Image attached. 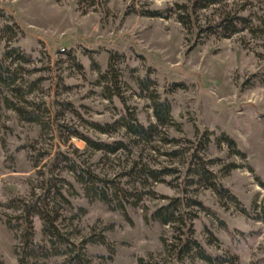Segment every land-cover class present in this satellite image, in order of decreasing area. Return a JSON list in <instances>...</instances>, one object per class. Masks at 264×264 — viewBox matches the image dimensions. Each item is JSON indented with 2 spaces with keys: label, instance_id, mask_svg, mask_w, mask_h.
Segmentation results:
<instances>
[{
  "label": "rangeland",
  "instance_id": "1",
  "mask_svg": "<svg viewBox=\"0 0 264 264\" xmlns=\"http://www.w3.org/2000/svg\"><path fill=\"white\" fill-rule=\"evenodd\" d=\"M187 3L0 0V58L17 47L28 57L12 65L22 86L36 81L33 94L22 93L19 100L40 104L43 122L23 120L1 105L0 264H20L21 258L38 264H139L140 259L210 264L195 253L182 262L175 259L173 246L183 224L178 219L164 225L152 218L180 200L185 206L176 217L186 216L193 237L222 259L215 264H264V0H229L196 12L198 28L232 20L239 32L228 31V37L211 30L198 33L192 24L179 22L180 7ZM110 59L121 98L106 96L102 74ZM145 78L149 89L140 85ZM152 97L171 102L172 124L160 127L161 135L151 144H132L131 152L96 151L62 127H75L95 141L128 142L123 129L103 134L92 124L117 126L126 113L145 126L156 124ZM58 149L66 156L53 164ZM173 152L178 154L168 156ZM194 153L199 160L192 159ZM65 157L120 183L128 192L126 208L113 210L87 197ZM202 161L211 180L190 171ZM134 162L175 173L159 182L149 176L133 181L122 173ZM55 179L64 184L69 201L55 202L58 224L75 247L71 254L57 255L53 249L45 257L40 247L53 245L44 221L29 217L31 241L39 245L32 250L24 242L21 215L25 203L42 197L46 183ZM214 181L236 198L218 195L211 188ZM10 219L14 228L7 225Z\"/></svg>",
  "mask_w": 264,
  "mask_h": 264
},
{
  "label": "trees",
  "instance_id": "2",
  "mask_svg": "<svg viewBox=\"0 0 264 264\" xmlns=\"http://www.w3.org/2000/svg\"><path fill=\"white\" fill-rule=\"evenodd\" d=\"M225 1L229 0H188L187 5H182L180 10H183V14L179 13L178 20L182 24L186 26H190L192 24V28L195 29L198 33L205 32L211 30L213 34H218L220 36L228 37V31L232 33L239 32L236 28V25L231 20H224L225 23L218 24L215 26H204L198 28L194 23V15L197 11H202L204 9L209 8L213 5H219ZM143 15L149 17H159V18H170V15H165L163 12L159 11H143ZM11 52L5 53L6 59L0 58V108L3 104L8 109L13 110L18 113V115L26 121L32 123L43 124L42 117L40 114V104L39 106H35L33 103L29 101H21L19 100V96L23 93L25 96H29L33 94L35 91V83L27 84L25 83L20 84V79L18 78L17 69H13L12 65L14 61L18 62H28L27 56L21 52L20 48H12ZM13 53H16V56L13 57ZM11 60V64L7 65L6 60ZM102 78L105 80L106 90L108 91L107 98L111 99L114 96L122 97L120 93V83H119V76L116 73L115 69L112 65V59H110V64L108 66V70L102 74ZM149 79L145 78L140 82L142 89H149L150 83ZM2 88V89H1ZM26 88V89H25ZM6 90L7 94L2 95V90ZM24 96V95H22ZM153 100V108H154V116L157 120L156 124H151L149 126H145L144 124L140 123L134 114L126 113L124 117L121 119L122 121L117 122V126H109V125H100L98 123H93V127L103 134H108L113 130L123 129L125 131V135L129 138V141H116L114 143H107L102 141H95L94 139L90 138L87 135H84L81 131L76 129L75 127L69 126H62L63 128H68L70 132H72V136H76L84 140L88 147L96 150V151H103L109 154H116L119 151H132V144L137 143H145L146 145L151 144L154 142L155 138L161 135L160 127L164 128L172 124V104L167 99L162 100L160 97H152ZM24 103L25 107H21V104ZM30 105V106H29ZM46 111V109H44ZM60 125H57L56 131H59ZM224 138L227 139L228 137ZM230 142V141H229ZM65 143V142H64ZM178 153H169L168 156H176ZM59 156H66L61 153V150L58 149V157L54 156L51 161L54 164L56 161L59 160ZM197 157L195 153L192 155V159ZM245 158V154L242 155ZM67 158V157H65ZM199 160V157H197ZM201 160V159H200ZM63 159L61 163H63ZM67 166L69 171L73 174L76 182L80 184L87 197L90 199H96L104 202L109 208L113 210L126 208L125 204L128 203L127 199V190L124 189L120 183L116 181H108L101 178L96 172L92 171L90 168L86 167L85 164L76 159V158H67ZM141 163L134 162L131 169L122 173V176H126L131 178L133 181L139 180L138 178H144L145 176H149L155 182L161 181L162 177L165 175H171V173H175L172 169H152L146 166L139 165ZM201 166L198 165L197 169H191V172H194L196 176H203L207 180H211L209 176L212 174L210 173L209 169H207V165L202 161ZM139 175V177H138ZM46 183V187L42 197H37L32 200L30 203H25L23 208V213L21 218L23 219V224L25 226V232L23 235L24 242L32 247V250H35L39 247V245L34 244L31 241L33 236L32 229H30V219L29 217L34 215H39L42 220L44 221L45 233L50 238V243L53 245L49 249L47 247H40L44 250V256L48 257L51 255L53 249L57 250V255H67L73 253L74 249L72 248L75 245L71 242V240L62 233V230L58 224L59 216L57 211L55 210V202L58 201H65L69 204L67 199V195L65 193L64 184H60L55 180H50ZM67 185H71L72 183L69 181H65ZM142 182V181H140ZM72 186V185H71ZM211 188H213L218 195L224 197L225 194L229 196L231 199H235L236 197L232 195L229 189H227L222 183L218 181H214L211 183ZM53 203V206L51 205ZM199 206L202 203H197ZM185 203L181 200L180 202L173 201L166 207L160 208L156 210L152 218L160 221L164 225H171L176 223V220L180 219L179 221L183 224L182 229V236L179 237L178 245L173 246V256L179 262L184 261V259L192 254L204 260L210 264H215L219 259L218 256H213L208 253L202 245L193 237V230L192 226L189 224L186 216L176 217V213L180 212V209L184 208ZM203 206V205H202ZM204 208V207H203ZM206 210H209L205 207ZM7 225L10 228H14V224L12 223L11 219L7 222ZM104 241V239H103ZM80 250V247H78ZM79 254V253H78ZM77 254V255H78ZM31 258V257H30ZM20 264H38V260L34 259L33 261L27 259H20ZM80 264H83L81 261ZM139 264H157V263H150L146 259H140ZM172 264H178L177 262H173Z\"/></svg>",
  "mask_w": 264,
  "mask_h": 264
}]
</instances>
